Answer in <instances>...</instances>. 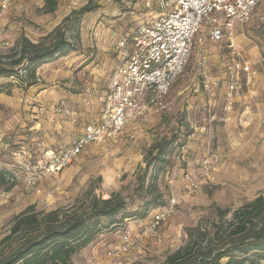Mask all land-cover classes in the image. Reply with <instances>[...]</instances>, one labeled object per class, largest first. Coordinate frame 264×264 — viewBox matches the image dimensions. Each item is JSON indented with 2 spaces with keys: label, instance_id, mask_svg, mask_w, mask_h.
<instances>
[{
  "label": "rangeland",
  "instance_id": "rangeland-1",
  "mask_svg": "<svg viewBox=\"0 0 264 264\" xmlns=\"http://www.w3.org/2000/svg\"><path fill=\"white\" fill-rule=\"evenodd\" d=\"M57 2L56 11L45 14L46 0H12L7 9L0 0V29L4 30L0 35V55L10 54L22 35L37 43L72 12L88 4L98 6L80 19L72 34L76 50L65 56V94L77 116L81 113L83 123L101 122L108 110L113 77L132 51L130 45L119 47L121 38L137 36L158 19V0ZM236 35L237 49L256 76L248 84L246 75L241 74L232 111H226L224 100L233 70L230 50L224 43H196L187 68L163 102L164 108L153 106L146 117L129 124L121 135L86 146L69 167L58 174L45 175L36 185L23 182L26 173L18 170V178L10 182L11 186H0V241L10 235L15 218L31 206L44 214L71 215L82 210L89 191L102 199L118 194L136 217L97 236L74 256L73 263L166 264L170 256L187 245L190 229L209 228L217 222L218 210L230 211L229 219L235 210L263 194L264 0L251 23L236 26ZM26 79L27 75L21 73L19 78L8 79L11 83H5L1 90L22 99L15 112L32 115L38 122L53 112L40 115L38 104L26 101ZM207 81L212 82V94L204 89ZM81 103L84 109L80 111ZM3 110L0 106V112ZM71 120L65 115V122ZM84 129L57 148L43 147L69 149ZM172 137L177 141L165 158L155 160L154 146ZM23 143L32 148L30 140ZM21 146L11 143L6 149L0 147V159L7 161L0 160V170L12 173L7 164L12 163L13 152ZM205 159L211 160L208 167ZM188 174L200 182L197 190L188 188ZM173 199L176 213L157 237L140 241L130 254L113 259L108 256L118 244L120 233L139 228L152 212Z\"/></svg>",
  "mask_w": 264,
  "mask_h": 264
},
{
  "label": "built area",
  "instance_id": "built-area-1",
  "mask_svg": "<svg viewBox=\"0 0 264 264\" xmlns=\"http://www.w3.org/2000/svg\"><path fill=\"white\" fill-rule=\"evenodd\" d=\"M11 2L3 0V8L7 9ZM260 3L261 0H158L161 10L158 19L142 28L137 36L121 38L119 47L125 49L130 45L132 51L113 77L108 110L102 121L88 124L69 149H45L39 141L33 142L32 148L21 146L16 149L12 163L7 165L12 171L9 182H14L18 178L17 171L21 170L26 173L23 182L36 185L45 175L58 174L69 167L86 146L121 135L129 124L146 117L153 106L164 108L163 102L187 68L196 43L224 42L230 50L233 70L228 76L225 109L232 111L241 74L246 75L248 84H252L256 76L237 49L236 26L251 23ZM3 32L0 29V35ZM204 89L212 94L208 82ZM49 112L74 118L73 112L63 103L38 108L40 115ZM203 162L208 167L211 160ZM185 180L190 190H197L200 186V182L189 174ZM176 207L173 199L166 207L152 212L139 228L120 233L118 244L108 256L113 259L130 254L140 241L157 237L161 228L175 215Z\"/></svg>",
  "mask_w": 264,
  "mask_h": 264
},
{
  "label": "trees",
  "instance_id": "trees-1",
  "mask_svg": "<svg viewBox=\"0 0 264 264\" xmlns=\"http://www.w3.org/2000/svg\"><path fill=\"white\" fill-rule=\"evenodd\" d=\"M57 7V0H46L43 10L45 14H52ZM97 8L88 4L72 12L37 43L22 35L10 54L0 55V78H19L25 73L26 90L37 84L38 68L76 50L72 34L80 19ZM176 141L177 137H172L155 145L154 159L162 161ZM9 176L7 170H0V186L10 185ZM81 207V211L62 216L59 212L44 214L34 206L29 207L15 218L10 235L0 241V264H74V256L97 236L116 230L136 217L118 194L102 199L89 191ZM230 213L218 210V220L209 228L190 229L187 245L170 256L166 264H262L264 193L227 219Z\"/></svg>",
  "mask_w": 264,
  "mask_h": 264
},
{
  "label": "crops",
  "instance_id": "crops-1",
  "mask_svg": "<svg viewBox=\"0 0 264 264\" xmlns=\"http://www.w3.org/2000/svg\"><path fill=\"white\" fill-rule=\"evenodd\" d=\"M202 45L204 44H200V46ZM37 79V84L26 90V101L37 103L38 108H49L53 105L65 104V100L67 101L69 97L65 94V57L41 66L37 71ZM207 82L209 83V81ZM5 83H11V81L0 78L1 89L4 88L3 85ZM13 91L15 92V90ZM211 103L212 99L210 100ZM66 104L74 114L72 122H65L64 114L54 115L53 113L43 116L37 122L32 115H22V113L14 111L22 105V99L19 96L10 97L2 92L0 94V106L5 108V110L0 112V147L6 149L11 143L25 146L23 142L30 140L28 144L39 141L44 142L43 144L46 147L53 148L54 146L57 148V145L65 143V140L71 141L74 136L82 132L83 127H86L87 123H83V120L80 119L81 113L80 116H77L76 109L69 105L68 101ZM83 109L84 105L81 103L78 106V110L81 111ZM36 110L38 111V109ZM76 127H79V129ZM2 148L1 151H3ZM1 161L7 162L3 159Z\"/></svg>",
  "mask_w": 264,
  "mask_h": 264
}]
</instances>
